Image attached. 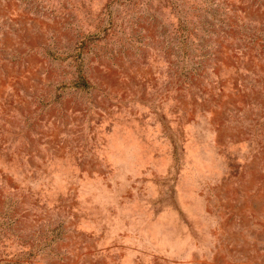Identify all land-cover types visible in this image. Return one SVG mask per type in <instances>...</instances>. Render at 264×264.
<instances>
[{
	"label": "rangeland",
	"instance_id": "1",
	"mask_svg": "<svg viewBox=\"0 0 264 264\" xmlns=\"http://www.w3.org/2000/svg\"><path fill=\"white\" fill-rule=\"evenodd\" d=\"M0 264H264V0H0Z\"/></svg>",
	"mask_w": 264,
	"mask_h": 264
},
{
	"label": "trees",
	"instance_id": "2",
	"mask_svg": "<svg viewBox=\"0 0 264 264\" xmlns=\"http://www.w3.org/2000/svg\"><path fill=\"white\" fill-rule=\"evenodd\" d=\"M77 83V85H80V86H82V87H85V86H87L88 84L83 80V79H80L78 82H76Z\"/></svg>",
	"mask_w": 264,
	"mask_h": 264
}]
</instances>
